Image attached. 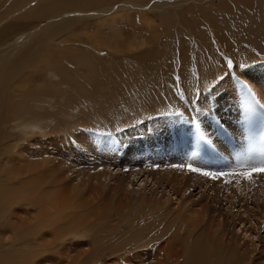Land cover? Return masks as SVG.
Segmentation results:
<instances>
[{
	"label": "bare ground",
	"instance_id": "6f19581e",
	"mask_svg": "<svg viewBox=\"0 0 264 264\" xmlns=\"http://www.w3.org/2000/svg\"><path fill=\"white\" fill-rule=\"evenodd\" d=\"M26 1L29 0L21 2L20 5H24ZM210 1L212 0H129L118 4L108 11H104L103 9L90 11V9L106 7L108 4L101 5L96 3L93 6L89 3L80 2L78 0H44L43 7H40V9L35 12L33 11L34 8L29 6L22 10L24 13L30 9L28 11L30 13H25V15L21 14L23 15L22 17L15 18V21L13 22H16L18 19H21L22 21V23H18V27L11 28L10 25L6 30L0 31V175L3 173V169L7 165V160H9L12 165L16 162H23V164L27 163V166L20 168L19 172H17L14 177L4 182L5 185L14 190V199H12V196L9 193L1 190L4 184L3 179L0 178V226L2 227L3 225L4 227V230H2L0 233V248H4V245L1 244L4 243L3 241H6L7 238L8 240H11L13 238L12 235H15L14 239L9 241L11 244L9 249L13 250V252H23L22 250L16 249L17 246H20L21 248H26L25 250H28L25 253L23 252L25 254V258L19 256L20 260H23L22 264H33L35 258H37V262L39 258H42V261L39 262V264L47 262L48 260L43 259L42 254L59 252L58 249H54L56 247L55 245L58 243H60V245L63 244L61 247L65 251V259L68 260V255L71 252L73 245L68 244V246H66L64 244L69 238L76 241H80L79 238L85 241L92 240L95 238L92 236V234L96 228L102 231H106L108 228H110L109 221H111V217L110 214H108V211L102 207L93 210L92 207H95V205L93 203L87 202L86 198L83 197V190L87 185H89L92 190L93 187H95V191L97 185L103 191L112 183L110 189L114 193V196L119 197L121 194H132V192L135 191L141 193L142 190H144V193H146V185L149 183V186L152 184V189L149 190L150 197L143 195V197L141 196L142 198L140 199L143 205L142 209L147 211V213V208H150L151 210V208L155 206V208L158 210H164V206L167 204L171 205L170 203L172 201L175 202V206H172L173 204L171 205V212H164V215L169 214V212L172 214L171 218H163H166L167 223H169L168 229H166L163 235L165 238V236L168 234L169 240L170 238H174L173 240L176 241V243L179 242L180 246H183L184 259L182 260L181 264H199V261L195 259L196 256L198 257V251L190 252V249L197 250L200 248L198 246V240H200V242L202 240H206L212 243L214 241L212 239L215 236H218V238L214 239L216 241L220 239V245L226 247L221 249L217 258L210 260L208 264H220L221 261H223V264H264V241L261 242V240H259V245H257V242L254 240L257 239V236L252 237V231L249 233L247 228L244 230L245 223L244 225L241 223L243 217H249V219H251L249 224H253L254 226L253 230L255 229L257 232L260 228H262L261 223L264 224V216H261L260 213H264L262 210L264 209V183L260 179V176H258L259 174L255 176L254 173L250 178H245L242 175L238 176L234 174L243 171L245 165L251 167L257 166L259 163L257 165L254 164V160H264V62L254 64L249 67H237L233 69L231 75L221 79L214 88H212L205 96H203L204 105L199 104L200 107L195 108L193 111L191 110L188 112V114L187 112L185 114L174 113L173 115L166 116L165 118L148 121L143 125H136L135 127L130 128L128 131L121 133H117L115 130H111L112 128H110V131H112L110 134H104L105 131L102 129L99 133L92 136L87 130L89 123L84 119L79 120V126L73 129L64 127L59 128L61 127L60 123L55 124L53 123L54 121L50 122V120L53 119L49 116L52 106L49 107L48 105L53 97L60 101L63 96L69 94L70 97V95L75 93L76 90H80L79 93L83 92L84 97H92V94H99L102 98H104L102 99V106H99V108L108 112L111 109H114L110 104H113L112 101H126L128 98L126 86L128 82L126 83V81L128 80L127 76L130 67L132 72L139 76L143 71V69H141V66H143L141 65L142 60H135L132 62L129 58L123 57L124 55L120 53H117L118 55H116L115 51V54H111L110 60L106 58V60H104V64L99 63L98 69L92 72V67L96 62H91V53H101L102 51L100 50L101 48L97 47V45H94V43L86 42L85 40L88 37L106 39L105 36L108 31L105 33V36H103L104 33H102V30L103 28L106 29L107 26H105V24L102 22H97L99 25L97 30L91 34L80 35L81 31L76 29L79 24L85 20L96 21L99 18L101 19L109 12L117 13L120 10L124 11L133 7L147 9L148 11L156 13L162 17L165 15V10L170 9L171 11L169 15L171 18H165V20H171L173 18L178 20L180 19V15L175 12V10L191 2L195 4L197 10H200L198 13L203 14L207 20H209L210 16H214L215 22H213L217 24L219 23L217 27L214 28V30L219 36L222 33L220 32L219 34V29H225L226 32V29H230L232 27L233 19L231 16H227V19L224 22H222L223 20H220V18L218 21V18L215 17L217 15L214 13L213 6H205V3ZM225 1L227 2V0ZM252 2L254 3L255 0H250L247 2L246 9L248 7L253 11L255 7ZM226 6H228L227 3H222L220 4L219 9L223 10L224 12L230 11L225 8ZM60 7H64L63 13L60 11L57 12ZM31 15H35L33 20H22L24 18L28 19ZM244 15L246 16L247 13H244ZM245 16L240 17L242 22L248 16L250 17V15L246 17ZM209 22L212 23L211 20ZM193 25L194 23L191 24L188 22L185 26V33L188 34L190 39L197 41V45L201 50L199 51L192 48L188 51L187 40L184 38V36L181 37L179 42L182 56L181 63L185 73L184 75L182 70V77L184 78V81L186 80V76L190 78L193 65H199L200 74L202 73L204 78L207 77L202 79V81H206L209 78L215 80L218 77V74L223 71L224 66L220 60L214 56L213 52L210 53L211 43L208 39V33L201 28H195L198 32V34L195 36L192 29ZM255 27L256 25H254V28ZM109 34L110 33H108L107 36H109ZM247 35L249 36V34ZM185 37H187V35ZM254 37L256 38V36ZM254 37L251 38L254 39ZM257 38H260V36H257ZM223 39V41L227 44V39H230V37L225 35ZM81 43L89 46L91 50L88 53L80 50L82 46ZM172 43L169 44L172 45ZM261 53L263 52L261 51ZM155 55L161 58L162 51L158 50ZM237 55L239 54H234L235 57ZM67 58L69 60H67ZM159 58H156L155 62L157 63L154 69H156L155 75L157 78L159 77L161 79V77L164 78L165 74L170 68L168 63H165L164 66L163 64L159 65ZM95 59L96 58H92V60ZM66 63L68 64V67H65ZM237 63L239 62H236V64ZM86 64H89V66L84 70L83 67H85ZM70 65L79 68L71 72ZM185 65L188 66L186 67ZM123 70L125 71L122 74L121 72ZM120 73L121 76H123L122 78L118 77ZM131 76L132 74H129V82L131 81ZM48 77L51 78L50 80H53V82L56 83L55 85H57L58 92L56 94H52L47 90L44 92L30 94V89L32 86L30 81H33L35 84L42 85L45 84V81ZM110 77L111 80L114 79L113 81H116V83L118 79L121 81V84L118 88V90L121 91L114 98H111L108 95L104 97L105 93H102L101 95L99 89L101 83L106 80L108 82V78ZM155 78H153V84H156L155 81L157 78ZM163 81L165 80H162V82ZM184 81L183 83H185ZM2 82L6 84V88L14 85L13 87L19 90L20 104L13 111H11L9 108L10 104L12 103L11 92L9 90H4ZM159 83H161V80ZM163 84H165V82H163ZM104 86L108 87L109 83L106 85L104 83ZM143 86H141L142 89L145 88V86ZM194 87H196L195 84ZM97 88L99 89V92H97ZM138 88L139 87H137V89ZM152 88L153 87L151 86V89ZM156 89H158V83ZM153 90L147 89L146 93H144L148 96L147 101L144 100V108H148V110L152 108L155 109L154 112H156L159 109L158 101L163 99L158 100V97L155 95L156 90ZM188 94L190 96H194L195 93L193 92ZM168 97L170 98V96ZM73 100L74 98H69L67 104L64 107L58 106L55 109L61 113L64 109L73 104ZM134 101L137 102L136 100ZM182 102L181 106L184 105ZM127 103L128 102H124V104ZM160 103L161 102H159V104ZM128 104L127 106H129ZM245 105H249V109H253L249 111V113H254L255 117H253L254 120H248L246 122L248 123L247 127H245L246 124L243 125L244 127H242L246 132L251 130L255 131V133H244L243 136L241 135L239 138L236 137L238 138V140H236L234 137L239 129H236V123L230 119L229 115H231V118H234V116L238 115L237 112H244L243 107ZM144 108L142 107L143 110ZM199 110H201V112L203 111V120L211 116H216L221 111H225V114L230 119L228 122H226V125L223 124V126H221L220 124V127L223 129H219V124L207 123L211 133H213V135L216 137L214 140L208 139V142L206 143L208 144L209 148L207 150L204 149L202 145H200V137L197 135V137H195L196 139H193L190 142L186 141L188 143H185L184 141L186 138V133L184 131L188 130L187 127L189 126L187 125H190L188 124L190 122V114L192 113L193 115L194 113L199 112ZM14 112V119H12L11 115ZM249 113L244 112L243 114L248 117ZM82 115L83 117L86 116L84 113H82ZM203 120L202 124L204 122ZM257 121H259L261 125H258ZM210 123L212 122L210 121ZM217 123L219 122L217 121ZM110 125L111 124L108 123L107 127H110ZM214 125H217L218 130ZM251 125H253V127H251ZM242 129L241 132L244 131ZM41 131L46 132V137L50 138L47 143L40 146L42 151H44L43 154L34 152L29 147V145L34 146L35 143H17L16 138H11L17 135V138L19 139V136L21 137L23 135H31L32 133H41ZM3 137H5V139H3ZM72 137H74V139L70 141V138ZM133 137H138V140L134 139ZM59 139L62 142L59 144L61 150H63L60 151L61 154H63L62 152H66V148L69 146L71 147V151H73L72 156L74 159L82 158L85 162L86 158H90L88 157V153L92 152L94 157L95 147H104L102 151L104 152L105 150V152L112 153V156L108 157V154H105V157H102L104 158V161H106L103 163V167L105 169L100 170L97 174L87 175L83 169H76L74 164H67V152L66 156L60 155L58 153L56 154L57 147L53 144V142L59 143ZM5 140H7L6 143H4ZM217 142L221 144V147L223 148H221L222 151L217 148ZM12 143H17L18 149L16 150V156H13L11 152L10 145ZM189 144H191V147H193L194 151H199V155L196 154L200 157H198L199 161L203 162L204 164H210V168L207 172L217 174L218 177L222 178V181H220L218 184H215L213 182L214 179L204 180L206 179L205 177L210 176H200V178L197 179V182L202 181L200 183L201 189H198L201 190V192L202 190H206V194L203 192V194H200L197 198L195 197L196 199L189 200L185 203L182 202L181 204V195L178 193H182L181 190H179L181 189V186L177 188L174 182H178L179 178L181 181L184 180L186 176L184 173L186 172V166L182 168V166L174 162V158L181 152L182 155L180 161L184 162L186 159L184 155H187L188 157V154L191 153L189 150ZM5 149L10 150V158L8 152H5ZM147 154H153L157 158L156 161L146 160ZM34 157H38L40 160H35L36 158ZM93 157H91V159ZM113 157H115L114 162H107L108 159H112ZM164 158L168 159L169 162L162 165L163 170L161 169L159 171V169L156 168V166H159L156 164V162L159 160L162 161ZM123 161L130 162L128 167L132 169V172L127 173L125 171H121L120 168H124L121 164ZM249 161H251L250 164ZM31 162L33 164H31ZM131 163H135L136 166H132ZM215 165H217L218 170L216 169ZM91 168L92 166L90 165L87 167L89 170H91ZM150 172L155 174L151 175ZM69 175L72 176V178ZM170 176L172 178L168 181ZM253 176H255V178ZM36 179L38 181H36ZM189 180H191V178ZM192 183H190L191 187L186 190L187 192L195 187V185ZM169 184L171 185V188H168V190V186L166 185ZM100 188L99 191H101ZM254 189L255 194L253 193ZM220 191H222L221 196L222 194H226V197H228L226 201L228 202L229 206L226 205L228 208L226 213H224L228 218L231 217V225H233L235 229V224L237 222L238 225L243 227H238L239 229L237 232L240 234V239H237L238 243L243 241V245L241 243L242 248L245 247L244 245H246L248 252L246 254L245 252L239 253L235 243L232 242V245H230L229 242L225 241V237L221 235L225 232L229 236L230 233L235 236L234 230H232V232L227 231V229L230 227V220L226 217L225 219L224 215L215 216L212 214L214 211L212 204L210 205V203L213 202L212 194L216 195ZM171 192L173 193L171 194ZM251 200L255 201L254 207L251 205ZM223 202L225 201L223 200ZM178 203H180L179 206ZM23 206H27L33 210L37 209V212L29 220L27 219L26 215H24L23 219L19 218L18 222L10 224L9 215L17 217L16 214H11L12 207H14L15 210H19ZM258 208L261 211L260 212L258 210L260 212L259 214H257L258 212H254V210H257ZM250 211L253 212L250 213ZM236 217L237 219H235ZM247 223L248 222H246V224ZM201 225H203V229L200 228ZM184 226L187 227L188 232L187 234H184L186 236H181L179 233L184 229ZM26 228L27 230H25ZM199 229H201V232H198V238L193 239L194 234H192V232L198 231ZM117 232L121 233L119 229L116 231V233ZM116 233L114 238L118 236ZM188 238L192 239L193 241L191 244L192 247H190ZM249 238L251 241H249ZM228 241L231 240L229 239ZM84 244L88 246L87 243H82V245ZM114 244L116 243L113 239V245ZM94 248L98 249L96 245ZM109 248H111V254L115 253V247L113 248L105 244L101 246L100 250L106 251V249L109 250ZM99 252L100 251L98 250L96 254H99ZM229 252L233 254L230 256ZM213 253L217 254L216 252ZM87 254L89 255L90 253ZM14 260H9L8 264L15 263ZM171 261L173 264H176L175 260L172 259ZM54 263L57 264L56 261ZM158 263L159 262H157V264Z\"/></svg>",
	"mask_w": 264,
	"mask_h": 264
},
{
	"label": "rangeland",
	"instance_id": "374dc122",
	"mask_svg": "<svg viewBox=\"0 0 264 264\" xmlns=\"http://www.w3.org/2000/svg\"><path fill=\"white\" fill-rule=\"evenodd\" d=\"M23 1H25V0H0V24H1L0 31L6 30L10 25H11L10 26L11 28L18 27L17 26L18 23H22L21 19L20 20L18 19L16 22H13V21H15V18H17V17H19V18L22 17L23 15H25V13H30V12H28L30 9L25 11L24 13L22 12V10H24L25 7L29 6L31 8H34L33 11L35 12L38 9H40V7L42 8L43 3H44V0H29V1H26L24 5H20L21 2H23ZM67 1H72V0H67ZM78 1L89 3L90 5H93V6L96 3L101 4V5L108 4L106 7H103V8L90 9V11H96V10H102V9L104 11H108L111 8L117 6L118 4H120L124 1H129V0H105V1L104 0H83V1L78 0ZM132 1H146V0H132ZM147 1H151V0H147ZM249 1L250 0H227V2H226L225 0H212L210 2L205 3V6H208V7L213 6L214 13L217 15L215 17L218 18L217 19L218 21L220 18V20H223L222 22H224L227 19V16L228 17L231 16V18L233 19L232 20V27L230 29H226V32H225V29H222V28L219 29V31H218L219 34H220V32H222L219 36L216 34V32L214 30V28H216L217 25L219 24V23L218 24L214 23L215 22L214 16H210L209 20H207L203 14L198 13V12H200V10L199 9L197 10V7H195V4H193L191 2L185 4L184 6H181L182 8L179 7L175 10V12H177L180 15V19H178V20L174 19V18L169 20L171 18V16L169 15L170 11H171L170 9H166L165 15L162 17L156 13L150 12L147 9H144L141 7H136L137 9L135 7L128 8V9H126L127 11L126 10H124V11L120 10L117 13L109 12L105 16H103L101 19L99 18L96 21L85 20L84 22L79 24L80 26L78 25V27H76V29L81 31L80 35L91 34L95 30H97L99 28V25H98L99 22H102L105 24V26H107L106 29L103 28L104 31L102 30V33H104L103 36H105V33H107V31H108V33H110L109 36H107L108 33L106 34V36H105L106 39H98L95 37H88L85 40L86 42L94 43V45H97V47L101 48L100 50L102 51L101 53H98V52H92L91 53V55H92L91 62H96L95 65L92 67V72L94 70L98 69L99 63L104 64V60H106V58H108L110 60L111 54H115V51H116V55H118L117 53H120V54L124 55L123 57L129 58L132 62L135 60L136 61L142 60L141 65H143V66H141V69H143V71H142L141 75L139 76V75H136L135 73H133L131 70V67H130V69L128 70V76H127L128 80L126 81V83L128 82L126 85L127 91H128V96H127L128 101L127 100L126 101H123V100L122 101H116V102L112 101L113 104L108 101L112 105V107L114 108L108 112L99 108V106H102V103H103L102 99H104L99 94H97V95L92 94L93 95L92 97H86V96L84 97L83 92L79 93L80 90H76V92L71 94L70 97H69V94H67L66 96H63L60 101H58L55 97H53V99L50 101V103L48 105L49 107L52 106L51 107L52 110H51L49 116L52 117L53 119H51L50 122L54 121L53 123H55V124L60 123L61 127H59V128L64 127V128H68V129L69 128L73 129V128H76L77 126H79V123H80L79 120L84 119L86 122L89 123L87 126L88 127L87 130L91 133L92 136H94L97 133H99L100 130H102V129H103V131H105L104 134H110L112 132V131H110V128H112L111 130H115L117 133H121L124 131H128L130 128L135 127L136 125H143V124L147 123L148 121H153L155 119L165 118L166 116L173 115L174 113L185 114L187 112V114H188V112H190L191 110L193 111L195 108L200 107L199 104L204 105V103H203L204 97L203 96H205L212 88H214L221 79H224L228 75H231L233 69H235L237 67H249V66H252L254 64L264 62V51H263L264 50V46H263L264 45V14H263L264 13V4H263L264 0H255L254 3L252 2L254 7H255L253 9V11L248 7H247V9L249 11L246 9L247 2H249ZM109 2H110V4H109ZM222 3H225V4L227 3L228 6H226L225 8H227L230 11L224 12L223 10L219 9L220 4H222ZM60 9L57 12L60 11L63 13L64 7H60ZM183 12H185V13H183ZM192 12H193V14H192ZM207 12H209V11H207ZM244 13H247L246 16L250 15L251 18L248 16L249 18L248 17L245 18L244 21L242 22V19L240 17L245 16ZM21 14H23V15H21ZM34 17H35V15H31L28 19L24 18L22 20L23 21H30V20H33ZM165 18H169V19L165 20ZM210 20L212 21V23L209 22ZM217 20H216V22H217ZM188 22L191 24L194 23V25L192 26V29H193V33L195 36L198 34V32L195 28H201L205 32L208 33L207 34L208 39L211 43L210 53L213 52L214 56L217 59H219L220 62L222 63V65L224 66L223 71L220 74H218V77L215 80L209 78L206 81H202V79H205L207 77L204 78L203 74L202 73L200 74V71H199L200 66L199 65H197V66L193 65V67L191 69V77L190 78L188 76H186V80L184 81V78L182 77L183 65L181 63V57L182 56H181V50H180V44H179L181 37L184 36V38L187 40L188 51L191 50L192 48L199 50V51L201 50L199 48V46L197 45L198 44L197 41L190 39L188 34L185 33V26ZM96 23H97V25H96ZM258 24L260 27L258 26ZM254 25H256L255 28H254ZM180 26H181V28H180ZM251 31H252V34H251ZM180 33H181V35H180ZM247 34H249V36ZM186 35H187V37H185ZM225 35L230 37V39H227V44L223 41L224 40L223 37ZM254 36H256V38ZM257 36H260V38H257ZM166 37H167V39H166ZM251 37H254V39ZM244 39H246V40H244ZM169 43H172L173 46ZM165 44H167V45H165ZM228 44H230V45H228ZM189 46H190V48H189ZM58 50H59V48H58ZM80 50H83L84 52L88 53L91 50V48L89 46H86L85 44H82ZM158 50L162 51V56H164V57L161 56V58H159L157 55H155L156 52H158ZM261 51L263 53H261ZM236 53H238L239 55H237L235 57L234 54H236ZM151 55L152 56L154 55V56L152 57ZM147 57H149V58H147ZM92 58H96V59L92 60ZM156 58H159V61H160V62L158 61L159 65L163 64V66H164L165 63H168L169 68H170V69H168L164 78L161 77V79L159 77L157 78V76L155 75L156 69H154V68H155V65L157 63V62H155ZM171 58H174V59H171ZM67 60H69V59L67 58ZM188 62H190V61H188ZM229 62H231V66H229ZM236 62H239V63L236 64ZM88 66H89V64H86L85 67H83V65H82L84 70ZM185 66L187 67L188 65H185ZM190 66H191V64H190ZM65 67H68L67 63L65 65ZM70 67H71L70 68L71 72H73L75 69L79 68V67H76L73 65H70ZM124 71L125 70H123L121 73L123 74ZM121 73L118 75V77L122 78L123 76H121ZM183 73H184V70H183ZM129 74H132V76H131L132 78H131L130 82H129ZM239 74H241V73H239ZM68 75H71V74H68ZM184 75H185V73H184ZM141 77H145V78H141ZM153 78L156 79V81H155L156 84H153V80H154ZM50 79L51 78L48 77L45 81V84H42V85H38V84H35L33 81H30V83L32 85L31 89H30L31 90L30 94L37 93V92H44L45 90L49 91L52 94L53 93L56 94L58 92L57 85H55L56 83H54L53 80H50ZM108 80H109L108 82H107V80L102 82L103 85L101 83L99 89H100L101 95H102V93L103 94L105 93L104 97H106V95H108L111 98H114L121 91V90H118V88L121 84V81L118 79L117 83H116V81H113L114 79L111 80V77L108 78ZM135 80H136V82H135ZM160 80H161V83H159ZM162 80H165V81H163V82H165V84H163ZM183 81L185 83H183ZM67 82H68V80H67ZM104 83H105V85L107 83H109V86L108 87L104 86ZM157 83H158V89H156ZM138 84H139V86H138ZM160 84H163L164 86L160 85ZM182 84L184 85V87ZM194 84L196 87H194ZM2 85L4 86L5 91L9 90L11 92L12 103L10 104L9 108L11 111H13L20 104L19 90L17 88L13 87L14 85L10 86L8 88H6V84L3 82H2ZM143 85L145 86L144 89L141 88V86H143ZM154 85H156V86H154ZM151 86L153 87L152 89H151ZM137 87H139V88L137 89ZM160 88H162V89H160ZM99 89L97 88V92H99ZM147 89L148 90L155 89L156 90L155 95L158 97V100L163 99V100L158 101L159 109L156 112H154L155 109L150 108V110H148V108H144L145 107L144 100L147 101V98H148V96L146 94H144V93H146ZM140 90H141V93H140ZM129 92H130V94H129ZM193 92L195 93L194 96H190L188 94V93H193ZM159 93H162V94H159ZM168 96H170V98ZM69 98H74L73 104L71 106H69L68 108L64 109L61 113L58 112V110H56L55 108L58 106L64 107L67 104V101ZM133 99L136 100L137 102H135ZM188 101H189V103H188ZM124 102H128L129 104L128 103L127 104L129 106H127V104H124ZM159 102H161V103L159 104ZM181 102L184 104L183 106H181ZM162 103H164V104H162ZM142 107L144 108L145 111L142 109ZM138 108H139V110H138ZM243 110L245 113H249V111H251L253 109L252 108L249 109V105L248 106L245 105L243 107ZM152 112H154V113H152ZM221 112L216 116H211V117H208L204 120H203V111L201 112V110H199V112H196L193 115L191 113L190 114V116H191L190 122L188 123L190 125H187V126H189V127L186 126L188 128V130L184 131L186 133V138L184 139L185 143H188V142L192 141L193 139H196L195 137L199 136L200 137V139H199L200 145H202L204 147V149L207 150L209 148L208 144L206 143V142H208V139L209 140L216 139L215 135H213V133H211V130L208 128L207 123L219 124L218 125L219 129H223L220 127V124H221V126H223V124L226 125V122H228V120H230V119L236 123L235 124L236 129L240 130V131L238 130L237 134L234 137L236 140H238V138L241 137V135L243 136L244 133H247V134H252L253 132L255 133V131L249 130V132H250L249 133L248 131L246 132L244 130L243 125L246 124L245 127L248 126V123H246L248 121V118L245 114H243L244 112H237L238 115L234 116V118H231V115H229L230 119L225 114V111L222 112L223 114ZM82 113H84L86 116L83 117ZM14 114H15V112L11 115L12 119H14ZM248 117L251 118L250 120H254L253 117H255V114L249 113ZM207 119H208V121H207ZM202 120L204 121L203 124H202ZM193 121H195V122H193ZM210 121L212 123H210ZM217 121L219 123H217ZM257 122H258V125H261V123L259 121H257ZM108 123L111 124L110 127H107ZM251 124H253V123H251ZM214 126L218 130L217 125H214ZM251 127H253V125H251ZM241 129L244 131L241 132ZM210 133L212 134V136ZM46 134H47L46 132L41 131V133H32L31 135H23L21 137L19 136V139L17 138V135H15L11 138H16L17 143L18 142H30L31 144L35 143L34 146L29 145V147L34 152H38L40 154L41 153L43 154L44 151H42L40 146L42 144L47 143L50 140V138L46 137ZM236 137H238V138H236ZM133 138L138 140V137H133ZM3 139H5V137H3ZM73 139H74V137L70 138V141H72ZM6 141L7 140H5L4 143H6ZM186 141H188V142H186ZM17 143H12L10 145L11 152H12L13 156H16V150L18 149ZM49 143H51V142H49ZM60 143H62L60 141V139H59V143L53 142V144L56 145V147H57L56 154L58 153L60 155L66 156V152H67L68 153L66 156L67 157L66 158L67 164H74L76 166V169H79V170L83 169L87 173V175L97 174L100 170L105 169L103 167V163L106 161H104V158H102V157H105L104 156L105 154H108V157L112 156V153L105 152V150H104V152L102 151V149L104 147H95L94 157H93V152L88 153V155H89L88 157H90V158H86V161L84 162V159H82V158H79V159L73 158V156H72L73 151H71V147H69V146H68V148H66V152H62L63 154H61L60 151H63V150H61V148L59 146ZM216 146H218L217 148L220 151H222L223 148L221 147V144L219 142H217ZM255 148H257V147H255ZM189 150L191 151V153L188 154V157H187V155H184V157L186 158V159L184 158L185 159L184 162L180 161L181 160L180 158L182 155L181 152L179 154H177V156L174 158L175 159L174 162L178 163V165L182 166V168L184 166H186L185 167L186 172H184L186 176H185L184 180L181 181V179L179 178L178 182H174V184L177 186V188H179L181 186L180 187L181 189H179V190H181L182 193L178 192L179 195H181V198H180L181 204H182V202L185 203V202H188L189 200L196 199L200 194H203V192H204V194H206L205 193L206 190H202V192H201V190L198 189V188H200V186H201L200 183L202 181L197 182L198 181L197 179L200 178V176L202 177L203 175H201L199 172H191L188 170L187 167L191 166L192 168L199 169L200 172H207L210 168L209 163L204 164L203 162L199 161L200 157L196 155V154L199 155V151H196V150L194 151L193 147H191V144H189ZM5 152H8L9 158H10L11 157L10 150L5 149ZM200 152H202V151H200ZM223 152L226 153L225 151H223ZM254 155H255V152H254ZM91 157H93V158L91 159ZM34 158H36L35 160H40L38 157H34ZM114 158L115 157H113L112 159H108L107 162H111V163L114 162ZM156 159L157 158L153 154H147V156H146V160H148V161H150V160L156 161ZM196 159H198V160H196ZM127 160H129V159H127ZM262 161H264V160H260V161L254 160V164H256V165L258 163L260 164ZM167 162H169V160L166 158H164L162 161L159 160L158 162H156V164L159 165V166H156V168L159 169V171L161 169L163 170L162 165L166 164ZM250 163H251V161H249V164ZM31 164H33V163L31 162ZM121 164L124 167V168H122V167L120 168L121 171H125L127 173L132 172V169L130 167H128L130 164L129 161H123V163H121ZM89 165L92 166L91 170L87 169V167H89ZM131 165L136 166L135 163H131ZM23 166H27V163L23 164V162H21V163L16 162L12 165L11 162L9 160H7V165L3 169V173H1V175H0V178L3 179V184L5 181H8L10 178L14 177L17 174V172H19V169L23 168ZM212 166H213V164H212ZM215 166L217 169L218 168L217 165H215ZM47 167H49V166H47ZM246 167L249 168L251 166L245 165L244 169ZM224 168H225V166H224ZM150 174L153 175L155 173L152 174L150 172ZM254 175L256 176L257 174H254ZM255 176H253V177L255 178ZM258 176H260V179L264 183V174H259ZM70 177L72 178V176H70ZM189 177L191 178V180H189L190 179ZM203 177H205V176H203ZM171 178L172 177L170 176L168 181ZM205 178L206 179H204V178L203 179L204 180H209V179L213 180V178H210V177H205ZM221 179H222L221 177L215 178L213 180V182L215 184H218L220 181H222ZM36 181H38V180L36 179ZM183 181H184V183H183ZM187 181H189V182H187ZM190 183L195 185V187H193L192 189H190L187 192L186 190L189 187H191ZM110 186H112V183L110 184ZM110 186H108L107 188H105L102 191V189L96 185V191H95V187H93V190H92V188L89 185H87L85 187V189L83 190V197L86 198L87 202L93 203L95 205V207H92L93 210H96L97 208L102 207L108 211V214H110V217H111V221H109L110 228H108L106 231H102V230L96 228V230L92 234V236H94L96 239L94 238L92 240L85 241V240L79 238L80 241H76V240H72L69 238L66 241V243L64 244L66 246H68V244L73 245V247L71 248L72 250L68 255V258H69L68 260L65 259V257H66L65 251L61 247V246H63V244L62 245H60V243L56 244L55 245L56 247L54 249H58L59 252L50 253V254L49 253L42 254L43 259L48 260L47 262H45L43 264H55L54 263L55 261L57 264H86V263H88V264H157V262H159L158 264H173L171 261L172 259L175 260L176 264H181L182 260L184 259L183 246H180L179 242L176 243V241L173 240L174 238H170V240H169L168 234H167V236H165V238H167L168 240L165 239L164 235H163V233L166 231V229H168V225H169V223H167L166 218L167 217L171 218L172 213L170 214V212H171L170 209L172 208L171 207L172 204H173L172 206H175V202L172 201L170 203L171 205L167 204L166 206H164V210H158L155 208V206H153L151 208V210H150V208L149 209L147 208V210H148V213H147V211L142 209L143 205H142L140 199L143 197V195H145L146 197L147 196L150 197L149 196L150 195L149 190L152 189V186L150 187L149 183L146 185V189H145L146 193H144L145 192L144 190H142L141 193H139L138 191H135V192L131 191L132 194H128V193L125 194L124 193V194H121V196H119V197L114 196V193L111 191ZM166 186H168L167 189L171 188L170 184L166 185ZM97 188H98V190H97ZM99 188L101 191H99ZM1 190L6 192V193H9L12 196V199H14L15 192L12 188H10L9 186L4 184ZM90 192H93V193H90ZM96 192H98V193H96ZM183 192H186V193H183ZM210 192H212V191H210ZM221 192L222 191L218 192V194H216V195L212 194V196H213L212 201L213 202L210 203V205L212 204V207L214 210L212 212V214L215 216L224 215V218L225 217L228 218L225 215L227 208H228L227 206H229L228 202L226 201L228 199V197H226L227 196L226 194H222V196H221ZM172 193L173 192H171V194ZM253 193L255 194V189L253 190ZM223 200L227 204L225 202H223ZM250 202L252 203L251 205L254 207L255 201L251 200ZM179 204L180 203H178V206H179ZM176 207H177V204H176ZM224 209H225V211H224ZM258 210L260 211V209L258 208L257 210H254V212H256V213L258 212L257 214H259L261 211L259 212ZM262 210L264 211V209H262ZM0 211H1V209H0ZM167 211H170L169 214L164 215V212H167ZM222 211H223V213H222ZM36 212H37V209L33 210L32 208H29L27 206H23L19 210H15L14 207H12L11 214L12 213L16 214L17 217L9 215L10 224L18 222L19 218L23 219L24 215H26L27 219L29 220L31 217L34 216V214ZM251 212H253V211H250V213ZM260 215L264 216V213H260ZM164 217H166L165 218L166 221H165V219H163ZM230 218L231 217L228 218L230 220V222H229L230 227L227 229V231L232 232V230H234L235 236H233V234H231V233L229 236L225 232H224V234L222 233L221 235H223V237H225V239H226L225 241L229 242L230 245H232V242H234L239 253L245 252V254H246V253H248L246 245H244L245 247L242 248V245H243L242 242L243 241L238 243V239H240V234H238L237 230L239 228H243V227L241 225H238L236 222L235 229H234L233 225H231V219ZM235 219H237V217ZM246 222H248V223L246 224ZM249 222H251V219H249V217H246V218L243 217V220L241 223L243 225L245 223L244 230H246V228H247L249 233L252 231V237L257 236V239H254V240H255V242H257L256 244L259 245V243H258L259 240H261V242L264 241V226H263L264 224L261 223L262 228H260L258 230L259 232L258 231L256 232L255 229L253 230V228H254L253 224L251 225V224H249ZM202 226L203 225L200 226L201 229H203ZM118 229L121 231V233H119V232L116 233V231ZM201 229H199L198 231L192 232V234H194L193 239L198 238L199 233L201 232ZM2 230H4L3 225H2V227L0 226V233ZM25 230H27V228ZM187 232H188L187 227L184 226V229L181 230L179 234L182 236L184 234H187ZM115 233L118 236L114 238ZM12 236H13V238L11 240H8V238H7L6 241H3L4 243H1L4 245V248H0V264H8L9 260H11V259L14 260L15 258H16L14 260L15 263H9V264H18V263L22 264L23 263V260H20L19 256L25 258L24 253L27 252L28 250H25L26 248H21L20 246L19 247L17 246L18 248L16 247V249L22 250L24 253L23 252H16V251L13 252V250H10L9 248H10L11 244L9 241H12L14 239L15 235H12ZM184 236H186V235H184ZM214 238L217 239L218 236L217 237L215 236ZM214 238L212 239V240H214L212 243L208 242L206 240H202L201 242H200V240H198V246L200 248H198L197 250L196 249H192V250L190 249V252H197L198 251L197 252V253H199V254H197L198 257L196 256L197 258L195 257V259H197L199 261V264H208L210 260L216 259L217 256L220 254V250L224 249L226 247V246L220 245V242H219L220 239L216 241ZM113 239L116 243L114 245H113ZM229 239L231 241H228ZM2 240H3V238H2ZM188 240L190 243V247H192V245H191L193 243L192 239L188 238ZM249 241H251V239ZM48 242H50V241H48ZM245 242H247V241H245ZM82 243H87L88 246L86 244L82 245ZM241 243H242V245H241ZM104 244L109 245L113 248L115 247L116 248V250H114L115 253L111 254V248H109V250L106 249V251L100 250L101 246ZM95 245L98 247V249L94 248ZM98 250L100 252H99V254H96ZM202 250H203V253H202ZM249 250H251V249H249ZM213 252H216L217 254H214ZM87 253H90V254L88 255ZM231 254H233V253L229 252L230 256H231ZM230 256H229V259H230ZM200 259H201V261H200ZM162 260H163V262H162ZM164 260H165V262H164ZM41 261H42V258H39L38 262H37V258H35V260L33 261V264H39V262H41ZM160 261H161V263H160ZM220 264H223V261H221Z\"/></svg>",
	"mask_w": 264,
	"mask_h": 264
},
{
	"label": "snow or ice",
	"instance_id": "6c2138e0",
	"mask_svg": "<svg viewBox=\"0 0 264 264\" xmlns=\"http://www.w3.org/2000/svg\"><path fill=\"white\" fill-rule=\"evenodd\" d=\"M229 66H231V62H229ZM188 170L191 172H199L203 176H210L211 178L215 179L218 178L217 174H212L208 172H200L199 169L192 168L191 166H188ZM264 174V161H262L259 165L254 167L245 168L243 171L234 173L235 175H242L245 178H250L252 174Z\"/></svg>",
	"mask_w": 264,
	"mask_h": 264
}]
</instances>
